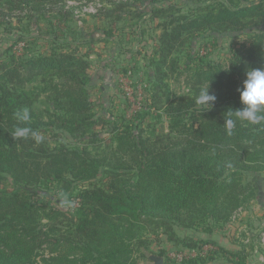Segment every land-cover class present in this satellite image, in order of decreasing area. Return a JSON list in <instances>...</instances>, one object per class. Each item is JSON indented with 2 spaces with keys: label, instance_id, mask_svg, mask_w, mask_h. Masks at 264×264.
<instances>
[{
  "label": "trees",
  "instance_id": "1",
  "mask_svg": "<svg viewBox=\"0 0 264 264\" xmlns=\"http://www.w3.org/2000/svg\"><path fill=\"white\" fill-rule=\"evenodd\" d=\"M66 1L0 0V13L23 7L42 13ZM263 19L264 0H258L206 7L176 20L158 41L150 59L153 79L130 117L113 111L111 119L95 115L86 88L89 63L70 43L63 48L58 42L46 54L9 53L0 59V264H138L146 234L166 232L172 222L210 234L246 207L257 185L242 174L264 168V122L237 121L228 135L223 115L240 107L241 66L264 65V37L237 50L230 66L209 64L201 71L217 97L210 108H198L185 96L169 99L166 70L191 38ZM37 76L41 86L28 89ZM38 93L51 108H34ZM22 108L31 115L27 125L14 118ZM17 126H29L44 139L15 138ZM98 126L109 128L107 137H99ZM49 131L57 138L66 132L82 144L51 145ZM7 177L11 189L3 187ZM173 240L187 247L214 244L203 238ZM210 255L247 264L243 249L217 245Z\"/></svg>",
  "mask_w": 264,
  "mask_h": 264
},
{
  "label": "rangeland",
  "instance_id": "2",
  "mask_svg": "<svg viewBox=\"0 0 264 264\" xmlns=\"http://www.w3.org/2000/svg\"><path fill=\"white\" fill-rule=\"evenodd\" d=\"M252 1L258 0H67L47 7L42 13L27 7L14 9L11 13L5 11L0 13V59L8 57L9 53L23 58L32 54H46L58 42L64 44L63 48L70 43L71 48L84 54L89 63L87 73L91 80L86 88L94 103L95 115L104 114L111 119L108 112L113 111L123 112L130 117L139 111L136 102L142 98L143 88L153 79L150 59L166 29L174 26L182 16L190 18L206 7L211 9L220 4L238 7ZM262 37L264 19L240 30L205 31L191 38L190 47L175 53L171 68L166 70L169 99L175 100L181 96L194 98L196 107L200 108L202 104L197 97L202 89L210 85L199 75L201 71L209 64L226 68L235 59L237 50L249 47ZM249 67V62L241 66L236 74L239 81L244 79ZM33 79L27 83L28 89L41 86L38 76ZM210 91H213L211 87ZM38 95L40 98L34 108L39 111L45 107L51 108L46 95ZM160 120L167 125L166 117ZM97 131L99 137H107L109 128L98 126ZM47 138L51 145L58 141L69 147L82 144L63 131L58 138L49 131ZM242 177L257 185L256 196L223 227L215 228V233L211 235L172 222L166 232L146 234L147 244L136 253L137 263L144 264L151 253H161L164 264H186L192 259L196 260V264L222 263L225 261L221 260L223 256L210 255L211 250L217 247L216 242L187 247L173 240L203 238L212 241L208 237L220 232L218 235L224 232L227 237L241 240L246 256L253 248L264 256V195L256 199L260 191L264 193V168L247 171ZM3 187L12 188L9 177L4 180ZM29 190L35 191L37 188L30 187ZM31 198L35 203L42 204L35 195ZM175 246L177 250H174ZM209 257L213 260H209ZM255 261L249 259L247 264H256Z\"/></svg>",
  "mask_w": 264,
  "mask_h": 264
},
{
  "label": "clouds",
  "instance_id": "3",
  "mask_svg": "<svg viewBox=\"0 0 264 264\" xmlns=\"http://www.w3.org/2000/svg\"><path fill=\"white\" fill-rule=\"evenodd\" d=\"M236 92L238 93L240 107H230L223 115V124L228 135L232 134L237 121L251 125L264 122V65L247 68L244 73V79L240 86L237 87ZM197 99L200 104L210 108L217 97L210 91V85L208 84L206 88L200 91ZM14 118L20 124L27 125L31 120V115L27 108H22L14 113ZM13 136L15 138H28L31 136L37 142H41L44 139L41 134L29 126H17Z\"/></svg>",
  "mask_w": 264,
  "mask_h": 264
},
{
  "label": "crops",
  "instance_id": "4",
  "mask_svg": "<svg viewBox=\"0 0 264 264\" xmlns=\"http://www.w3.org/2000/svg\"><path fill=\"white\" fill-rule=\"evenodd\" d=\"M264 195V193L262 191H260L256 197L257 200H259L260 198H262ZM222 231V230H221ZM215 233L214 231L212 233H210L211 235ZM221 233V232H220ZM218 233V234H220ZM216 234V236H211L208 238H211L212 241L216 242V244L220 247H223L224 249L227 250H231V251H238V250H245V247L243 245H241V240H236L235 237L230 238L226 236V233H222L221 235ZM174 250H177V246L174 247ZM157 255H162L161 253H155ZM247 261L249 262V259L251 260V262L253 260H256L255 263L256 264H264V256L257 250V249H252L250 251V254L248 253V255L246 256ZM220 259V258H219ZM223 260V259H221ZM225 261H223L222 263L219 264H224ZM226 264H229L226 262Z\"/></svg>",
  "mask_w": 264,
  "mask_h": 264
},
{
  "label": "water",
  "instance_id": "5",
  "mask_svg": "<svg viewBox=\"0 0 264 264\" xmlns=\"http://www.w3.org/2000/svg\"><path fill=\"white\" fill-rule=\"evenodd\" d=\"M144 264H164V256L163 255H157V254H148L147 260Z\"/></svg>",
  "mask_w": 264,
  "mask_h": 264
},
{
  "label": "built area",
  "instance_id": "6",
  "mask_svg": "<svg viewBox=\"0 0 264 264\" xmlns=\"http://www.w3.org/2000/svg\"><path fill=\"white\" fill-rule=\"evenodd\" d=\"M140 101H141V99L140 100H138L136 103H137V106H139L140 105Z\"/></svg>",
  "mask_w": 264,
  "mask_h": 264
}]
</instances>
